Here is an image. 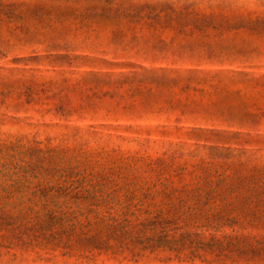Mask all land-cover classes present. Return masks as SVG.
Returning <instances> with one entry per match:
<instances>
[{
    "label": "rangeland",
    "instance_id": "obj_1",
    "mask_svg": "<svg viewBox=\"0 0 264 264\" xmlns=\"http://www.w3.org/2000/svg\"><path fill=\"white\" fill-rule=\"evenodd\" d=\"M42 1L77 11L0 14V264H264V0H200L259 24L175 74L101 64L127 60L101 18L52 52L73 62L43 58L104 0Z\"/></svg>",
    "mask_w": 264,
    "mask_h": 264
},
{
    "label": "trees",
    "instance_id": "obj_2",
    "mask_svg": "<svg viewBox=\"0 0 264 264\" xmlns=\"http://www.w3.org/2000/svg\"><path fill=\"white\" fill-rule=\"evenodd\" d=\"M54 1V0H52ZM97 1V0H91ZM37 3L7 2L0 0V14L11 18L37 17L43 21L53 15L55 19L61 18L77 9L65 7L61 11L53 6L37 0ZM200 0H104V5L85 8L81 14L79 26L74 29H53L42 34L43 41L49 49L45 59L54 63L65 61L73 62L66 54L52 53L60 51L62 39L69 33L91 35L96 33V28L84 21L91 18H101L106 22L105 29L108 34V46L105 54H112L115 58L127 59L122 62H111L105 59L98 60L101 64L118 69L137 68L143 71L164 72L175 74L179 72L201 73L204 64L213 63L227 57L238 46L233 45L223 35L232 29L241 27L255 28L259 20L250 21L240 19L226 13V2L218 1L211 6V12H200ZM91 8V9H90ZM23 34H30L29 28H19ZM88 38V37H87ZM75 59H89L87 56L74 57ZM35 59H38L35 58ZM40 59V58H39ZM138 59L153 65L144 67L128 61ZM97 60V59H95ZM179 60L189 62L190 68H175L172 65ZM165 64L164 66H154ZM120 76H131V73Z\"/></svg>",
    "mask_w": 264,
    "mask_h": 264
}]
</instances>
